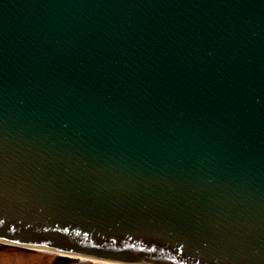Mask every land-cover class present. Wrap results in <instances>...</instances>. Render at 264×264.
Returning <instances> with one entry per match:
<instances>
[{
  "label": "water",
  "instance_id": "water-1",
  "mask_svg": "<svg viewBox=\"0 0 264 264\" xmlns=\"http://www.w3.org/2000/svg\"><path fill=\"white\" fill-rule=\"evenodd\" d=\"M0 239L264 264V0H0Z\"/></svg>",
  "mask_w": 264,
  "mask_h": 264
},
{
  "label": "rangeland",
  "instance_id": "rangeland-1",
  "mask_svg": "<svg viewBox=\"0 0 264 264\" xmlns=\"http://www.w3.org/2000/svg\"><path fill=\"white\" fill-rule=\"evenodd\" d=\"M31 251V252H28ZM34 252V253H33ZM56 254L40 251L26 250L11 245L0 244V264H48V261L54 259ZM52 262V261H51ZM67 264H96L80 262L78 259H73ZM102 264V263H97Z\"/></svg>",
  "mask_w": 264,
  "mask_h": 264
},
{
  "label": "bare ground",
  "instance_id": "bare-ground-1",
  "mask_svg": "<svg viewBox=\"0 0 264 264\" xmlns=\"http://www.w3.org/2000/svg\"><path fill=\"white\" fill-rule=\"evenodd\" d=\"M9 243V242H5ZM36 250L40 251H46L50 253H58L60 255L69 256L72 258L80 259L83 262L89 263V262H95V263H102V264H143L140 262H130V261H121V260H114V259H108V258H102L97 256H91V255H84L80 253H74V252H68L63 250H57V249H50V248H43V247H32ZM147 264V263H145Z\"/></svg>",
  "mask_w": 264,
  "mask_h": 264
},
{
  "label": "flooded vegetation",
  "instance_id": "flooded-vegetation-1",
  "mask_svg": "<svg viewBox=\"0 0 264 264\" xmlns=\"http://www.w3.org/2000/svg\"><path fill=\"white\" fill-rule=\"evenodd\" d=\"M51 261H52V259H51ZM50 260L48 261V264H51L52 262H51Z\"/></svg>",
  "mask_w": 264,
  "mask_h": 264
}]
</instances>
